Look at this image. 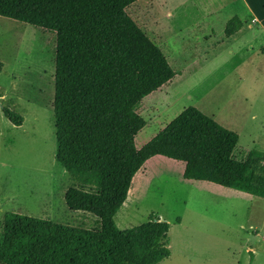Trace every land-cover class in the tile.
I'll list each match as a JSON object with an SVG mask.
<instances>
[{
  "label": "rangeland",
  "instance_id": "obj_1",
  "mask_svg": "<svg viewBox=\"0 0 264 264\" xmlns=\"http://www.w3.org/2000/svg\"><path fill=\"white\" fill-rule=\"evenodd\" d=\"M247 2L264 15V0H138L127 8L177 71L138 105L147 125L136 136L137 147L195 106L239 134L237 159L252 149L264 153V53L248 48L260 40L252 33L240 40L224 34L229 17L244 8L250 13ZM211 35L215 43L207 41ZM55 49V33L0 16V221L16 212L95 229L96 215L72 211L65 201L69 187L97 185L98 175L56 158ZM2 106L20 113L23 124L12 123ZM158 177L116 220L125 229L151 212L183 218L173 222L171 255L159 264H264V197L211 182L182 183L176 170ZM124 212L130 215L125 223Z\"/></svg>",
  "mask_w": 264,
  "mask_h": 264
},
{
  "label": "trees",
  "instance_id": "obj_2",
  "mask_svg": "<svg viewBox=\"0 0 264 264\" xmlns=\"http://www.w3.org/2000/svg\"><path fill=\"white\" fill-rule=\"evenodd\" d=\"M138 0H0V16L56 34L54 115L56 158L78 171L97 173V185L78 182L65 192L72 211L96 215L88 229L16 212L0 221V264H159L171 255V224L151 212L121 229L115 214L144 163L164 155L185 163L184 178L204 180L264 197V153L244 160L233 153L239 134L189 106L142 147L147 125L141 101L177 71L129 15ZM243 25L228 20L225 36ZM14 124L24 117L1 107Z\"/></svg>",
  "mask_w": 264,
  "mask_h": 264
},
{
  "label": "crops",
  "instance_id": "obj_3",
  "mask_svg": "<svg viewBox=\"0 0 264 264\" xmlns=\"http://www.w3.org/2000/svg\"><path fill=\"white\" fill-rule=\"evenodd\" d=\"M244 7H245V5H244ZM247 7H248L250 13L247 12V8H244V10H242L239 14H237V16H239L243 22L241 29L239 31H237L235 34H233L227 38L234 39L237 37L236 39L240 40V39H243V37L248 36V35H250V33H252L253 34V40H256V41L260 40V42L257 43L256 47L254 45L250 44V46H248V48L251 49V53H253V54L256 52V50L264 53V15L259 14L255 10L253 11V8L250 6L249 3L247 4ZM234 16H236V15H233L232 17H234ZM232 17H229L226 20V23ZM225 27H226V24H225ZM206 32L207 31L205 29V31L203 33V34H205V36H207ZM199 33H201V32H199ZM214 34H215V31H214L213 35ZM224 34H225V29H224ZM213 35H211L209 40H207V41L211 40L210 43H212V42L215 43V41L212 39ZM200 37H201V34H200ZM196 38H199V36H196ZM250 42H253V41H250ZM210 43L208 45H210ZM206 48H207V46H206ZM245 56H247V55H245ZM257 57H259V55ZM194 58L191 59V62ZM150 139L151 138L144 139L142 143L138 144V148L142 147ZM136 146H137V144H136ZM233 155L235 156V153H233ZM244 159L245 158L240 159V160H244ZM167 170L168 171L176 170V172L180 176L182 183H191L190 185H192V186L201 185L202 187H204L207 184H204L203 182H209V181H204V180L186 179L183 176V173L185 170V163L183 161H178V160H175L173 158H169V157L164 156V155H155V156L149 158L144 163V165L138 170V172L135 174L133 181H132V184H131V187H130V190H129V193H128V196H127V199L123 203L121 208L128 204L130 198H132L133 200H138L139 197L141 195H143L145 189L149 186V184L153 181V179H156L158 176L160 177L161 174L163 173V171L165 172ZM97 174L99 176L101 175L100 172H97ZM198 183H200V184H198ZM211 183H213V182H211ZM213 185H212V187H215ZM215 185H218V184H215ZM219 186H221V185H219ZM120 209L117 211V213L120 211ZM117 213L115 214V220H116ZM157 214L161 220L170 222V224H171L170 231L173 228V224H174L173 222H175L178 225L183 223V218L179 217V218H176L174 221V220L170 219L169 217H166L162 211H158ZM123 215H124L123 223H125L126 219L129 221L130 215L128 214V212H124ZM116 223H117V225H119L117 220H116Z\"/></svg>",
  "mask_w": 264,
  "mask_h": 264
}]
</instances>
